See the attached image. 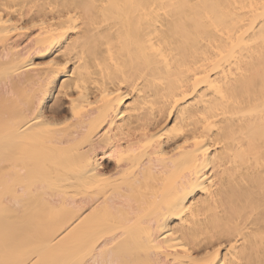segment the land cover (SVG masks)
Wrapping results in <instances>:
<instances>
[{"label": "bare ground", "instance_id": "1", "mask_svg": "<svg viewBox=\"0 0 264 264\" xmlns=\"http://www.w3.org/2000/svg\"><path fill=\"white\" fill-rule=\"evenodd\" d=\"M0 264H264V0H0Z\"/></svg>", "mask_w": 264, "mask_h": 264}, {"label": "snow or ice", "instance_id": "2", "mask_svg": "<svg viewBox=\"0 0 264 264\" xmlns=\"http://www.w3.org/2000/svg\"><path fill=\"white\" fill-rule=\"evenodd\" d=\"M54 63V62H53ZM49 67H51L52 65H48Z\"/></svg>", "mask_w": 264, "mask_h": 264}]
</instances>
